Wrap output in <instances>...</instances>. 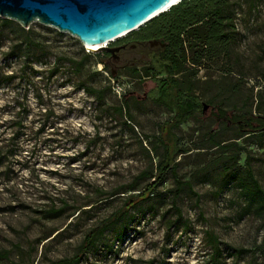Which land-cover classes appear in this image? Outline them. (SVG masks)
Instances as JSON below:
<instances>
[{"label": "rangeland", "instance_id": "rangeland-1", "mask_svg": "<svg viewBox=\"0 0 264 264\" xmlns=\"http://www.w3.org/2000/svg\"><path fill=\"white\" fill-rule=\"evenodd\" d=\"M235 9L236 33L228 54L205 61L195 75L186 72L193 92L205 102L202 114L173 130L180 139L178 177L187 185L175 199L177 184L168 173L153 200L109 228L78 264H207V231L219 237L224 264H264V222L246 210L229 180L249 157L264 188V134H242L216 115L221 108L228 115L264 117V0ZM29 28L37 33V44L56 49L48 58L38 50L30 58H9L12 40L21 35L0 25V264H53L79 255L87 234L118 211L129 194L151 182L146 178L134 191L128 189L161 161L159 127L173 116L151 100L153 79L130 75L135 66L143 74V54L155 46L153 40L114 56L87 49L92 56L85 68L98 73L91 82L98 89L110 88L101 105L69 83L71 71L62 65L65 55L81 59L86 47L69 33L38 22ZM55 58L61 59V75L48 79L37 74ZM42 108L49 110L48 119L39 116ZM20 120L26 135L8 142ZM117 188L127 189L71 216L72 208ZM63 200L68 209L54 216L44 213L52 205L60 208Z\"/></svg>", "mask_w": 264, "mask_h": 264}, {"label": "trees", "instance_id": "trees-1", "mask_svg": "<svg viewBox=\"0 0 264 264\" xmlns=\"http://www.w3.org/2000/svg\"><path fill=\"white\" fill-rule=\"evenodd\" d=\"M244 2L253 4L256 0H182L136 32L117 40V44L127 41L147 42L150 40L161 44L158 48L147 53V62L144 63L142 70L143 74L138 70V66L129 69L132 77L153 79L156 83V90L151 94V100L156 105L162 106L173 113L172 118L159 127L163 157L154 171H143L128 187L130 191H134L135 184L138 181L148 178L151 182L146 188L138 194H129L118 211L106 219L101 227L87 234L79 255L53 264L80 263L84 255L95 246L97 239L103 236L109 228L127 218L131 211L141 203L153 200L159 186L165 182L168 173L172 174L177 184L174 195L177 199L182 187L187 184L181 182L178 177V165L175 163V155L178 151L180 139L173 130L187 123L195 115L202 114L205 109V102L193 92V84H190L186 72L191 69L193 75H195L205 61L219 59L228 54L236 33L235 8L241 6ZM0 25L3 28H12L21 35V37L18 36L15 40H12L9 47V58L17 60L21 57L30 58L36 50L40 52L41 57L48 58L56 49L54 45L47 42L37 44V33L31 28L25 29L17 22L2 18H0ZM59 35L62 34L59 33ZM163 45L164 47H162ZM22 53H24L23 56ZM82 53L81 59L64 56L62 65H67L71 71V76L67 79L76 89L94 97L102 105L105 101L106 92L110 88L98 89L94 86L91 77L97 76L98 73L91 74L85 68L86 61L90 59L92 52H85L82 48ZM95 56L98 57L99 54H95ZM109 56L112 55L109 54ZM100 63L105 65L103 60ZM60 65L61 59L55 58L50 66H47L42 72H37V74L42 76L47 74L48 79L58 77L62 74ZM188 65L191 68H188ZM111 77L116 78L113 73H111ZM123 107L127 112L126 95L124 96ZM123 107H119L121 113ZM24 111H26V108H24ZM216 115L236 125L242 134L249 136L264 134V117L254 115L252 112L228 115V111L218 108ZM39 116L48 119L50 112L48 109L42 108L39 110ZM23 122L24 120H20L16 123L17 130H14L13 136L7 140L8 142L19 135H26L27 128L23 126ZM214 143L217 147H220L217 141L214 140ZM229 147L231 146H225L224 148ZM229 180L235 182L237 189H239L245 201L246 210L264 222V188L256 178L249 157L245 160L243 168L234 170L229 174ZM124 189L127 188H117L96 202L72 208L71 216L78 214L77 217H79L91 210L94 203L116 198L118 195L125 193L122 192ZM84 207H90V209L87 210ZM66 209H68V206L63 200L60 208L52 205L44 213L48 216H54ZM182 219V212L177 209V222L182 221ZM183 223L185 227L188 226L186 222ZM204 242L208 253L206 263L224 264V250L219 237L215 233L207 231L204 233Z\"/></svg>", "mask_w": 264, "mask_h": 264}, {"label": "water", "instance_id": "water-1", "mask_svg": "<svg viewBox=\"0 0 264 264\" xmlns=\"http://www.w3.org/2000/svg\"><path fill=\"white\" fill-rule=\"evenodd\" d=\"M173 0H0V18L23 28L38 22L76 37L87 49L136 32L170 8ZM158 42L154 41L153 45ZM117 51L109 46L95 50Z\"/></svg>", "mask_w": 264, "mask_h": 264}, {"label": "flooded vegetation", "instance_id": "flooded-vegetation-1", "mask_svg": "<svg viewBox=\"0 0 264 264\" xmlns=\"http://www.w3.org/2000/svg\"><path fill=\"white\" fill-rule=\"evenodd\" d=\"M161 44L160 43H157L155 46L151 47L150 51L155 49V48H158ZM130 46H133V47H145L146 46V42H139V41H127V42H124V43H119V44H115L113 45V47H111L112 49H117V51L111 53L110 51H106L108 54L114 56L116 53H122L123 51L127 50ZM164 47V45L162 46ZM147 56V53L146 54H143V57L146 58Z\"/></svg>", "mask_w": 264, "mask_h": 264}, {"label": "bare ground", "instance_id": "bare-ground-1", "mask_svg": "<svg viewBox=\"0 0 264 264\" xmlns=\"http://www.w3.org/2000/svg\"><path fill=\"white\" fill-rule=\"evenodd\" d=\"M178 1L179 0H177L176 2H178ZM103 46H107V45H92V46H88L87 49L95 51L98 48L103 47Z\"/></svg>", "mask_w": 264, "mask_h": 264}, {"label": "snow or ice", "instance_id": "snow-or-ice-1", "mask_svg": "<svg viewBox=\"0 0 264 264\" xmlns=\"http://www.w3.org/2000/svg\"><path fill=\"white\" fill-rule=\"evenodd\" d=\"M173 2H175V0H173Z\"/></svg>", "mask_w": 264, "mask_h": 264}, {"label": "built area", "instance_id": "built-area-1", "mask_svg": "<svg viewBox=\"0 0 264 264\" xmlns=\"http://www.w3.org/2000/svg\"><path fill=\"white\" fill-rule=\"evenodd\" d=\"M87 50V49H86ZM88 51V50H87ZM89 52V51H88Z\"/></svg>", "mask_w": 264, "mask_h": 264}]
</instances>
